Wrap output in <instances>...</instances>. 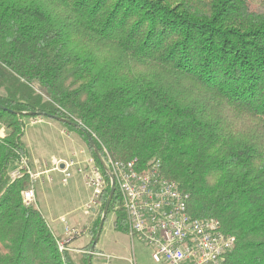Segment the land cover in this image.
Returning <instances> with one entry per match:
<instances>
[{"label": "trees", "instance_id": "trees-1", "mask_svg": "<svg viewBox=\"0 0 264 264\" xmlns=\"http://www.w3.org/2000/svg\"><path fill=\"white\" fill-rule=\"evenodd\" d=\"M37 116L83 137L105 175L81 248L61 251L23 200L29 177L10 179L29 157L25 119ZM3 127L0 264H93L111 192L105 149L159 160L191 214L235 236L224 264H264V0H0ZM110 212L128 232L118 190L104 223Z\"/></svg>", "mask_w": 264, "mask_h": 264}, {"label": "built area", "instance_id": "built-area-1", "mask_svg": "<svg viewBox=\"0 0 264 264\" xmlns=\"http://www.w3.org/2000/svg\"><path fill=\"white\" fill-rule=\"evenodd\" d=\"M65 131V130H64ZM63 131V133H65ZM105 149V148H104ZM80 163L73 158L54 159L52 165L45 161L42 167H31L29 157L10 173L11 181L28 176L32 185L23 191L27 205L35 206L36 190L33 182L46 175L53 182L51 173L58 172L63 182L72 177V169L86 173L89 186L95 189V199L88 210L102 205L106 178L93 154L87 149ZM107 160L102 161L109 175L111 186L115 184L127 214L128 233L138 237L153 251V258L163 264H224L228 253L234 248L236 238L224 232L217 218L202 219L190 212V194L180 184L167 178L159 160L146 166L138 159L119 160L105 149ZM78 153L75 151L73 155ZM95 212V210H93ZM65 234L58 240L61 251L69 249L72 241L86 233L69 226L63 219ZM78 251V250H76ZM107 264L111 256L107 255ZM132 263V261H131Z\"/></svg>", "mask_w": 264, "mask_h": 264}, {"label": "rangeland", "instance_id": "rangeland-1", "mask_svg": "<svg viewBox=\"0 0 264 264\" xmlns=\"http://www.w3.org/2000/svg\"><path fill=\"white\" fill-rule=\"evenodd\" d=\"M25 121L23 140L28 147L30 164L34 169L42 167L45 161L52 165L54 159L74 157L80 163L83 155L79 152L82 149L92 153L86 140L59 120L37 116L26 118ZM0 130L1 137L9 133L5 127ZM75 151L78 153L76 156L73 155ZM85 175L86 173H79L77 168H73L72 177L66 182H63V176L58 172L51 173L53 182L43 180L46 175L33 182L37 200L35 206L42 210L60 239L65 234L63 219L67 220L70 227L86 231L72 241V248H81L93 239L89 232L91 223L101 215L102 210V205L93 207L95 212L88 210L95 199V189L87 184ZM31 185L30 182L28 187ZM95 243L97 253L93 264H107V255L111 256L108 264H163L153 258L151 248L138 237L116 229L113 212L108 214Z\"/></svg>", "mask_w": 264, "mask_h": 264}, {"label": "water", "instance_id": "water-1", "mask_svg": "<svg viewBox=\"0 0 264 264\" xmlns=\"http://www.w3.org/2000/svg\"><path fill=\"white\" fill-rule=\"evenodd\" d=\"M115 191H116V187H115V184H113L111 186V192H110V195H109V198H108V201L106 203L105 210H104V213H103V216H102V220H101V223H100V228H99V231H98V235L100 234V232H101V230L103 228L104 220H105V215L107 214V210L109 208L110 202L112 200V197H113ZM95 245H96V243L94 241L93 246H95ZM91 254H93V253H91ZM88 264H91V256H89V258H88Z\"/></svg>", "mask_w": 264, "mask_h": 264}, {"label": "crops", "instance_id": "crops-1", "mask_svg": "<svg viewBox=\"0 0 264 264\" xmlns=\"http://www.w3.org/2000/svg\"><path fill=\"white\" fill-rule=\"evenodd\" d=\"M1 130H2V129H1ZM1 130H0V131H1ZM2 131H3V130H2ZM2 131H1V132H2ZM61 132H62V130H61ZM29 161H30V160H29ZM30 163H31V161H30ZM38 167H39V166H37L36 168H38Z\"/></svg>", "mask_w": 264, "mask_h": 264}]
</instances>
